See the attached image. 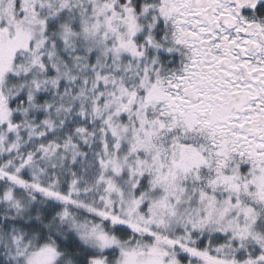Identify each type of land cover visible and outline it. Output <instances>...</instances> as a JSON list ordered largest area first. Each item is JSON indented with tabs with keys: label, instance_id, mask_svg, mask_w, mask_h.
<instances>
[{
	"label": "snow or ice",
	"instance_id": "1",
	"mask_svg": "<svg viewBox=\"0 0 264 264\" xmlns=\"http://www.w3.org/2000/svg\"><path fill=\"white\" fill-rule=\"evenodd\" d=\"M0 264H264V0H0Z\"/></svg>",
	"mask_w": 264,
	"mask_h": 264
}]
</instances>
